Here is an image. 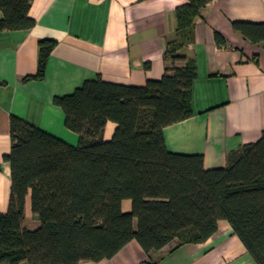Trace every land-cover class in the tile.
Segmentation results:
<instances>
[{
	"label": "trees",
	"instance_id": "obj_1",
	"mask_svg": "<svg viewBox=\"0 0 264 264\" xmlns=\"http://www.w3.org/2000/svg\"><path fill=\"white\" fill-rule=\"evenodd\" d=\"M33 0H0V31L29 30ZM212 0H188L176 11V39L168 43L171 63L158 81L143 87L86 81L53 103L77 146L10 120L11 191L0 213V264H79L112 259L136 241L145 254L175 243L203 244L225 221L255 264H264V138L227 157L224 168L207 170L200 155L171 153L163 130L192 116L197 77L185 49L194 43L195 20ZM241 36L264 42V22L233 23ZM218 45L224 43L216 36ZM54 41L38 44V68L45 76ZM182 64V66H179ZM108 122L117 125L103 139ZM39 220L23 228L25 199ZM131 202V212L121 204ZM150 264V263H147Z\"/></svg>",
	"mask_w": 264,
	"mask_h": 264
},
{
	"label": "crops",
	"instance_id": "obj_2",
	"mask_svg": "<svg viewBox=\"0 0 264 264\" xmlns=\"http://www.w3.org/2000/svg\"><path fill=\"white\" fill-rule=\"evenodd\" d=\"M188 0H33V28L0 31V213L8 211L11 191L10 120L15 117L63 142L77 146L79 136L64 125L53 101L71 95L86 81L143 87L160 80L171 63L168 43L176 39V11ZM2 14L0 13V20ZM264 22V0H212L195 20V40L184 53L193 58L197 77L191 95L192 116L166 127L167 150L200 155L207 170L224 168L230 153L264 138V42L253 44L233 23ZM224 43L217 44L216 36ZM54 41L45 76L38 68V44ZM182 66V64H179ZM117 125L108 122L109 141ZM131 212V202L121 204ZM39 220L25 199L23 228ZM175 243L145 254L136 241L112 259L79 264H255L227 222L203 244ZM242 262V263H241Z\"/></svg>",
	"mask_w": 264,
	"mask_h": 264
},
{
	"label": "bare ground",
	"instance_id": "obj_3",
	"mask_svg": "<svg viewBox=\"0 0 264 264\" xmlns=\"http://www.w3.org/2000/svg\"><path fill=\"white\" fill-rule=\"evenodd\" d=\"M242 263V262H241Z\"/></svg>",
	"mask_w": 264,
	"mask_h": 264
}]
</instances>
